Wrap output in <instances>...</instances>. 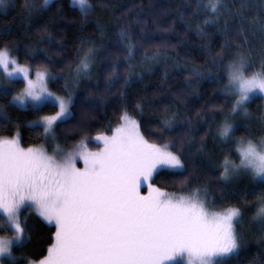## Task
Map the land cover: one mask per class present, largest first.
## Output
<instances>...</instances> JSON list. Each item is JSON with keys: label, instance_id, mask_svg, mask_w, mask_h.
<instances>
[{"label": "snow or ice", "instance_id": "obj_1", "mask_svg": "<svg viewBox=\"0 0 264 264\" xmlns=\"http://www.w3.org/2000/svg\"><path fill=\"white\" fill-rule=\"evenodd\" d=\"M57 2L25 0L22 9L30 19L50 10ZM12 3L13 0H0V11H6ZM71 3L79 9L82 21L94 11L90 0ZM196 8L194 15L199 16L202 11L206 17L202 24H197V34L202 39L208 38L205 28L211 25L225 37L219 52L214 56L208 53L213 67L227 80V83L217 81L225 97V104L220 106L221 123L216 129V142L222 145L223 156L218 165L222 169L218 179L231 182L250 176L264 184V135H235L238 118L246 121L253 118L246 102L256 94L264 97V0H207V3L197 0ZM56 14H60L59 8ZM162 14L166 15L167 10L162 9ZM136 23H142L139 14ZM133 27L129 23L117 33L119 51L126 53L124 66L129 69V58L137 51ZM44 31L47 32V25ZM96 31L102 40L106 25L97 20ZM229 31L241 38L234 49L228 42ZM10 34L8 28L0 30V36ZM152 36L146 27L141 28V42H149ZM14 50L15 46L9 48L7 44L0 48L3 78L0 98L15 91L8 86L21 78L24 87L7 100L6 106L0 105V120L10 122L7 107L38 110L43 105H52L58 108L55 115L29 122L43 128L37 135L45 143H55L56 130L73 121L66 135L85 132L87 120H77L74 109L80 100L77 91L81 81L91 79L100 51L97 42L80 39L74 66L70 63L63 77L54 75L47 63H40L33 73L12 55ZM226 53L231 54L227 64ZM161 56L159 51L152 56L145 53L144 63H159ZM29 58L38 59L34 52L29 53ZM174 64L181 67L178 62ZM121 66L115 60L107 66L110 72L106 88L111 90L120 85L117 94L121 110L119 126L112 129L110 136L92 137L103 145L99 150H89L87 136L67 151L56 144L51 154L43 145L22 147L19 130L10 137L0 136V231L5 233L0 235V264H19L21 259L26 264H228V259L238 252L241 237L236 229L242 215L240 207L221 206L212 210L216 204L209 199L208 185L190 187L194 179L189 172V163H194L190 153L170 142L161 145L145 138L139 120L129 114L125 92L131 86V77L125 76L121 83L118 72ZM186 70L190 72L185 87L188 95H198L202 79H216L213 68L203 72L200 67ZM60 79L64 81L63 96L54 95L49 88ZM105 95L106 92L90 93L80 100L82 114L91 116L95 108L106 107L107 101L102 99ZM132 112L142 116L143 103L137 102ZM175 119L174 113L165 115L159 121L158 132L163 135L174 131ZM255 119L264 130V113ZM198 151L204 153V146ZM234 154L239 163L232 158ZM80 162L83 167H78ZM161 175L182 177L178 190L185 194L169 193L157 186L156 178ZM144 187L147 195L142 194ZM33 213L55 227L53 242L39 260L14 255L15 248H22L30 240L28 219ZM253 219L264 225V196L259 198Z\"/></svg>", "mask_w": 264, "mask_h": 264}, {"label": "trees", "instance_id": "obj_2", "mask_svg": "<svg viewBox=\"0 0 264 264\" xmlns=\"http://www.w3.org/2000/svg\"><path fill=\"white\" fill-rule=\"evenodd\" d=\"M203 2L207 3V0ZM24 3L25 0H13L6 11H0V30L8 28L11 31L10 35L0 36V48L6 44L9 48L15 46L12 55L19 58L20 64L36 70L40 63H47L54 75L63 77L67 74V66L70 63L74 66L82 37L95 40L100 47L91 79L81 81L77 95L83 100L90 93L106 92L107 95L102 99L107 101V105L95 108L89 116L82 114L78 100L74 109L76 119L87 120V130L74 136L66 135L75 121L61 125L56 130L57 141L63 147L71 148L74 143L87 136L88 146L94 149L99 145L92 137L112 133V129L119 123L121 103L117 90L120 85L117 84L108 90L106 77L110 72L108 64L114 60L118 61L122 65L118 70L121 83L125 76L131 77V86L125 92L129 114L139 120L145 138L151 143L161 145L170 142L175 148L182 147L186 153H190V159L194 162L189 163V172L194 176L190 187L207 184L209 199L216 204L215 210H219L221 206H238L245 222L252 224L250 229L238 231L241 246L238 252L228 259V264L264 261V229L253 225L258 222L249 223L255 216L259 198L264 196V184L254 181L250 176L239 177L231 182H221L218 179L222 170L218 165L222 163L223 156L220 154L222 145L216 142L218 140L216 129L221 123L220 106L225 104V97L219 91L221 84L217 81L227 83V80L226 76H222L213 67L210 62L212 57L208 53L210 51L214 56L219 52L225 37L211 25L205 28L208 38L202 39L197 34V24H202L206 18L202 11L199 16L194 15L197 12V0H90L94 11L83 21L79 9L73 7L70 0H58L50 10L34 15L30 19L26 18L27 13L22 9ZM57 8L60 9V14H56ZM162 9L167 10L166 15L162 14ZM125 13L127 15H124ZM137 14L142 17L140 24L136 23ZM97 20L106 25L102 40L100 33L96 31ZM143 21H146V24ZM129 23L134 25L132 32L136 35L133 37V43L137 48L135 55L129 58L131 69L124 66L127 65L126 53H121L120 45L117 44L119 28L126 27ZM45 25L47 32L44 31ZM142 27H146L153 34L147 43L139 39ZM240 39L229 31L228 42L233 49ZM156 51L162 53L159 63H153L148 68L139 65L145 53L149 56ZM30 52H34L38 59L29 58ZM230 59L231 54L226 53L224 63L227 64ZM174 62H178L181 67L176 68ZM193 67H200L202 72L213 68V72L216 73L215 80L200 81L198 95L195 96L188 95L185 91L186 78L190 75L186 69ZM63 83V79L53 81L49 88L63 96L65 95L61 90ZM8 87L15 91L7 98H0V105L6 106L7 100L21 91L24 85L22 80H19ZM137 102L144 105L142 116L132 112ZM247 104L249 111L253 113L254 123H238L235 135L259 137L264 130L255 117L264 113L263 98L254 96ZM6 110L10 122L0 120V136L10 137L19 130L23 147L44 145L46 149H51L53 143H45L43 137L37 135L43 132V128L32 126L29 122L38 121L41 117L55 113L57 107L43 105L38 110L7 107ZM169 113L176 116L175 129L161 135L158 132L159 121ZM202 145L204 153L198 151ZM232 158L238 162L235 154ZM180 179L182 177L161 175L156 178V185L166 191L181 192L178 190ZM222 196L227 199L222 200ZM28 228L30 240H27L22 248H15L14 255L39 260L47 254V248L53 242L55 227L48 225L33 213L29 215ZM1 233L3 232L0 231ZM19 264H26V261L21 259Z\"/></svg>", "mask_w": 264, "mask_h": 264}, {"label": "rangeland", "instance_id": "obj_3", "mask_svg": "<svg viewBox=\"0 0 264 264\" xmlns=\"http://www.w3.org/2000/svg\"><path fill=\"white\" fill-rule=\"evenodd\" d=\"M70 2H71V0H70ZM72 4V3H71ZM153 55V54H152ZM152 55H149V56H152ZM153 63H149V64H145L144 63V59H143V61L142 62H140L139 63V65L141 66V67H143V68H148L149 66H151ZM22 65H24V64H22ZM24 66H26V65H24ZM36 70H32V72L34 73ZM33 78H34V76H33ZM20 80H22V78L20 79ZM0 83H3V78L2 77H0ZM53 92V91H52ZM16 94H18V93H16ZM15 94V95H16ZM53 94L54 95H59V94H57V93H55V92H53ZM254 96H261L260 94H256V95H254ZM254 96H252V97H254ZM251 97V98H252ZM262 97V96H261ZM250 98V99H251ZM263 98V101H264V97H262ZM249 101H247L246 103H248ZM57 111H58V108H57ZM56 113V112H55ZM55 113H53V114H51V115H55ZM47 116H50V115H47ZM45 117V116H44ZM43 117H41L39 120H41ZM38 120V121H39ZM238 123H250V124H253L254 123V118H252L251 120H248V121H246V120H242V119H239L238 118V120H237V122H236V125L238 124ZM119 126V123L116 125V127H118ZM115 127V128H116ZM114 128V129H115ZM112 133H110V134H100V135H108V136H110ZM262 135H264V132H263V134ZM97 136V135H96ZM94 141V140H93ZM95 143H97L99 146L97 147V148H94V149H92V148H90L89 146H88V148H89V150H91V151H97V150H99V148L100 147H103V145L102 144H100L99 142H96V141H94ZM56 144H59L62 148H64L65 149V151H67V150H70L71 148H65V147H63L57 140H56V142L55 143H53V145H52V147H51V149H47V151H48V153L49 154H51L52 153V150L56 147ZM38 146H40V145H36V146H28V147H38ZM44 146V145H43ZM23 147V146H22ZM28 147H24V148H28ZM45 147V146H44ZM46 148V147H45ZM237 163H239V161L237 162ZM78 167H83V163L82 162H80L79 164H78ZM166 191V190H165ZM143 192H145V193H143ZM143 192H142V194H144V195H147V188L146 187H144V189H143ZM169 193H175V194H177V195H182V194H185V193H181V192H174V191H168ZM212 210H215V209H212ZM242 213V212H241ZM254 217V216H253ZM253 217H252V219H251V221H249V223L250 222H257V221H255L254 219H253ZM253 225H256V226H258L257 228H260V229H264V225H261L259 222L258 223H254ZM252 227V224H248V223H246L245 222V219H244V216H243V213H242V215H241V218H240V221H239V223H238V225H237V233H238V231L239 230H241V229H250ZM264 232V231H263ZM5 233H1L0 235H4ZM240 243H241V240H240Z\"/></svg>", "mask_w": 264, "mask_h": 264}]
</instances>
